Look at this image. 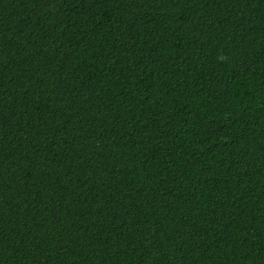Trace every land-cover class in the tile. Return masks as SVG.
<instances>
[{"label":"trees","instance_id":"trees-1","mask_svg":"<svg viewBox=\"0 0 264 264\" xmlns=\"http://www.w3.org/2000/svg\"><path fill=\"white\" fill-rule=\"evenodd\" d=\"M0 264H264V0H0Z\"/></svg>","mask_w":264,"mask_h":264}]
</instances>
